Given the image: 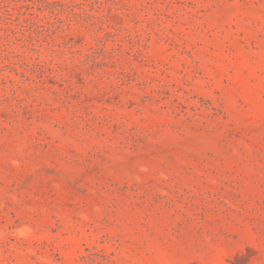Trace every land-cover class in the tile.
<instances>
[{"label":"rangeland","instance_id":"obj_1","mask_svg":"<svg viewBox=\"0 0 264 264\" xmlns=\"http://www.w3.org/2000/svg\"><path fill=\"white\" fill-rule=\"evenodd\" d=\"M0 264H264V0H0Z\"/></svg>","mask_w":264,"mask_h":264}]
</instances>
